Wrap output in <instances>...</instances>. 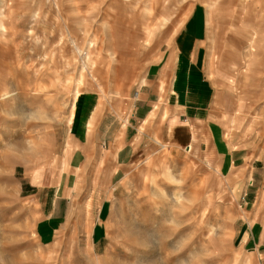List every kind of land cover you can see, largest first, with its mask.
Returning a JSON list of instances; mask_svg holds the SVG:
<instances>
[{
    "label": "rangeland",
    "instance_id": "obj_1",
    "mask_svg": "<svg viewBox=\"0 0 264 264\" xmlns=\"http://www.w3.org/2000/svg\"><path fill=\"white\" fill-rule=\"evenodd\" d=\"M206 72L264 133V0H0V264H258L231 176L153 124ZM152 82L149 138L101 143ZM67 173L74 212L46 235Z\"/></svg>",
    "mask_w": 264,
    "mask_h": 264
},
{
    "label": "crops",
    "instance_id": "obj_2",
    "mask_svg": "<svg viewBox=\"0 0 264 264\" xmlns=\"http://www.w3.org/2000/svg\"><path fill=\"white\" fill-rule=\"evenodd\" d=\"M205 74L204 77H196L197 82L190 87L187 106L183 108L177 104L181 98H173L172 105L164 102L160 107H166L167 111L164 116L161 114L162 110L156 111L153 114V124H160L158 136L163 142L184 145L186 148L189 146L196 153L209 158V163L219 165L221 172L231 176L233 192L238 202L235 210L238 214L236 235L240 243L252 247L258 264H264V133L242 108L241 96L227 90L224 81L215 73L211 77L209 73ZM216 82L223 85L222 88ZM152 83L146 84L145 88L142 86L136 92L131 106L132 113L127 115L125 123L116 112L104 115L98 125L99 138L103 139L101 143L113 146L120 137L132 151V145L140 137L142 140L149 138L151 130L145 128L141 132L139 124L155 109L153 104L159 98V85ZM72 117L73 114H70L68 125L71 124ZM50 146L49 144V148ZM30 176L35 182L40 181V174L37 178H34L35 175ZM62 177L54 187L56 190L49 211L41 217V221L45 223L43 228L47 231L46 235L53 232L50 230L55 229L56 224L62 227L68 223L67 218L74 212L69 204H64L72 189L71 175L62 174ZM31 179L25 181L20 189L24 188L27 192L33 190L30 189L32 186H41L53 191V185L41 183L39 186L32 184ZM41 181L44 182L43 179Z\"/></svg>",
    "mask_w": 264,
    "mask_h": 264
},
{
    "label": "bare ground",
    "instance_id": "obj_3",
    "mask_svg": "<svg viewBox=\"0 0 264 264\" xmlns=\"http://www.w3.org/2000/svg\"><path fill=\"white\" fill-rule=\"evenodd\" d=\"M7 96H9V95H7Z\"/></svg>",
    "mask_w": 264,
    "mask_h": 264
}]
</instances>
